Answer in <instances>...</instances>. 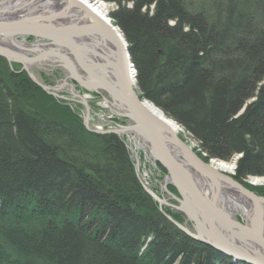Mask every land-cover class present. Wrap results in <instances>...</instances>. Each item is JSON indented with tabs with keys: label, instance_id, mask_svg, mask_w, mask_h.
<instances>
[{
	"label": "trees",
	"instance_id": "1",
	"mask_svg": "<svg viewBox=\"0 0 264 264\" xmlns=\"http://www.w3.org/2000/svg\"><path fill=\"white\" fill-rule=\"evenodd\" d=\"M105 1L141 92L211 156L241 152L239 178L264 174V0ZM17 78L0 84V264H234L166 223L114 136ZM23 90L30 110L8 109Z\"/></svg>",
	"mask_w": 264,
	"mask_h": 264
},
{
	"label": "bare ground",
	"instance_id": "2",
	"mask_svg": "<svg viewBox=\"0 0 264 264\" xmlns=\"http://www.w3.org/2000/svg\"><path fill=\"white\" fill-rule=\"evenodd\" d=\"M106 3L118 8L116 2L105 0H0V84L9 90L11 86L15 91L12 79H19L17 77L25 73L34 85L71 108L78 116L80 129L96 135H111L119 141L126 162L141 188L172 229L209 246L234 264H264V186H260L264 184V174H248L239 178L241 152L223 158L211 156L184 124L141 92L128 42L121 29L107 16ZM43 15L48 19H36ZM89 15L100 18L120 33L119 38L124 41V53L128 57V64L122 67L121 72L111 41L98 35L81 39L76 36L78 34L61 31L60 26L72 28L71 23H87ZM123 76L126 81L122 80ZM21 81L30 85L25 80ZM262 83L260 81L258 86ZM257 91L258 88L243 102L234 117L244 113L256 101ZM18 94L17 98L10 100L8 109L12 106L23 109L27 105L29 109H25L29 111L28 96L24 95V90ZM120 96L133 106L143 107L146 113H135L134 108L127 106ZM83 146L82 160L89 165L91 146L86 143ZM152 146L169 155L171 159L162 157L167 167ZM168 167H181L194 189L188 191L182 185L181 190L175 187ZM35 211L38 209L33 207L29 213ZM43 212L48 214L50 210L44 208ZM223 216L237 220L242 230L248 232L236 235L232 230L235 234L232 241L240 255L255 256V263L225 255L194 239H217L213 231L230 234L229 229L219 226ZM147 239L148 243L151 237ZM147 243L142 244L141 252Z\"/></svg>",
	"mask_w": 264,
	"mask_h": 264
},
{
	"label": "water",
	"instance_id": "3",
	"mask_svg": "<svg viewBox=\"0 0 264 264\" xmlns=\"http://www.w3.org/2000/svg\"><path fill=\"white\" fill-rule=\"evenodd\" d=\"M83 9L85 10V8H83ZM37 17L38 18H36V19H39V20H42V19H45V18L48 19L47 16H45V15L37 16ZM24 18L27 19L26 17H24ZM86 18L88 20L87 23H71L72 28H64L63 26H60L61 27V31L62 32H67V33L70 32V33L78 34L76 36L81 37V39L87 38L88 36H92L93 37L95 35H98V36H100L99 38L111 41L114 44V47L116 49L115 50V55L117 57L116 58V62L119 65V69L118 70H119V72H121L122 67L125 68L126 65L128 64V57L126 58V54L124 53L125 44H124V41L122 42V40H120V38H119L120 37L119 36L120 33H118L117 30H114V28L112 26L107 25L100 18H98L96 16L89 15V17H86ZM23 32H26V30L23 29ZM58 39H61V38H58ZM58 43L59 44H63V41H59ZM124 76L122 77V80L126 81V78H124ZM125 86H127L129 88L128 84L125 85ZM42 88L44 89L45 87H42ZM129 92L131 93L130 90H129ZM120 93H122V92L120 91ZM123 96L126 97V99H128V101L130 102V99L127 96H125V95H123ZM123 96H120V97L124 99L125 104L127 106H131V107L134 108V112L135 113L137 112L139 115H141L142 113H146L143 110V107L137 106L136 104H135V106L129 104V102H127L126 99ZM152 149L157 154L159 160L163 161L162 163L167 167L168 164L165 162L164 158H162V157L166 156V157H168V159H171L169 157V155H166L164 151H160L158 148H156V146H154V147L152 146ZM167 169L171 173L170 174V177H171L170 180L174 179L176 181V182L175 181L173 182V185L175 187H178L179 190H181L180 188H182L181 185L183 186V188L187 189L188 191L190 189H194L193 186L190 184L191 181H189V179H187V177L185 175V172H184V170L181 167H179V168L168 167ZM178 174H179V176L176 177V175H178ZM181 174H183V175H181ZM180 176H182L184 179L182 177L180 178ZM185 179L187 181H185ZM239 188H242V187L239 185ZM182 193H184V192H182ZM150 194H151V196L154 199H156V197L154 196L153 193H150ZM249 195L250 196H254V194L251 193V192H249ZM201 214L206 215V213L204 211H203V213L201 212ZM212 215H213V212H212ZM212 215L210 216L211 218H212ZM215 216H218V215L215 214ZM221 220L222 221L220 222L219 226H221L223 228H226V229H229L230 234H216V231H213L212 233L218 236L217 239H212L211 241L198 239L196 237L194 239L211 245L212 247L218 249L219 251H221L225 255L234 256V257H236L238 259H241L244 262L255 263V261L257 259L255 256L254 257H250V256L249 257L248 256L244 257L242 254L240 255L239 252L237 251L236 247H235L236 245L232 241V239H233V237H234V235L236 233H237L236 235H242L243 233L246 234L248 232L242 230V227H241L240 223L237 220L230 219V218L227 219L226 216L225 217L223 216V218ZM181 229L183 231H186V229H184V228H181ZM232 230H233V232L235 234L232 233ZM239 233H241V234H239ZM258 243L260 245H262L260 240L258 241Z\"/></svg>",
	"mask_w": 264,
	"mask_h": 264
},
{
	"label": "rangeland",
	"instance_id": "4",
	"mask_svg": "<svg viewBox=\"0 0 264 264\" xmlns=\"http://www.w3.org/2000/svg\"><path fill=\"white\" fill-rule=\"evenodd\" d=\"M106 5H107V9H108V11H107V16L109 15L110 16V13L111 12H113L114 10H116L115 8V5H111V4H108V3H106ZM127 7H131V3H129V4H127ZM153 9V6H150V8H149V10L151 11ZM33 71H35L36 73H37V70H35L34 68H33ZM35 73V74H36ZM37 75V74H36ZM200 143V142H199ZM248 179H250V178H248ZM251 180V179H250ZM249 180V181H250ZM260 186H264V184H262V185H260ZM262 187H261V189H262ZM17 210H15V212H16Z\"/></svg>",
	"mask_w": 264,
	"mask_h": 264
}]
</instances>
